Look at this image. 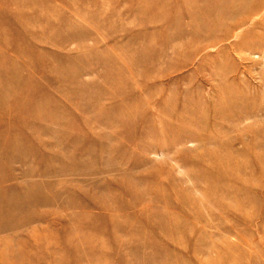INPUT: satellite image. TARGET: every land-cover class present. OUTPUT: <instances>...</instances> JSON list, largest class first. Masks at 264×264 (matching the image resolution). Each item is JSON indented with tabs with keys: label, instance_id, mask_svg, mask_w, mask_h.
Here are the masks:
<instances>
[{
	"label": "rangeland",
	"instance_id": "374dc122",
	"mask_svg": "<svg viewBox=\"0 0 264 264\" xmlns=\"http://www.w3.org/2000/svg\"><path fill=\"white\" fill-rule=\"evenodd\" d=\"M0 264H264V0H0Z\"/></svg>",
	"mask_w": 264,
	"mask_h": 264
}]
</instances>
